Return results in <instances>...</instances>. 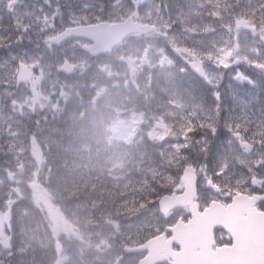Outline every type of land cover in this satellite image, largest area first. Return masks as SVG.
<instances>
[{
    "label": "rangeland",
    "instance_id": "1",
    "mask_svg": "<svg viewBox=\"0 0 264 264\" xmlns=\"http://www.w3.org/2000/svg\"><path fill=\"white\" fill-rule=\"evenodd\" d=\"M118 16L119 21L152 22L158 30L153 27L155 34L143 37L135 34L109 57L98 60L89 59L76 41L58 48L47 43L65 27L113 21ZM0 17L10 20L15 29L8 35L0 23V233L9 227L16 200L37 209L42 204L46 210L39 211L50 225L44 242L52 245L51 264H126L129 258L122 245H136L171 222L172 217L159 215L153 197L161 189L181 190L186 166L197 167L207 196L212 192L206 181L221 188L224 198L212 196L222 203L236 193L264 189V108L258 102L264 101V0H0ZM240 19L254 30L247 33L236 27ZM14 37L26 43L18 40L8 46L5 39ZM172 47L202 56L208 81H217V86L222 82L223 97L229 100L215 102L211 109L209 98L197 95L181 76L184 85L179 86L178 97L174 89L180 83L175 84V76L183 74L177 67L180 63L169 54ZM65 61L72 66L68 75L59 73ZM19 64L23 71L18 75ZM85 93L90 102L81 98ZM80 99L85 103L80 104ZM72 101L80 113L67 119L86 124V135L99 142L97 135L106 137L107 151L99 155L96 146L82 150L83 144L68 143L69 152H77L96 168L98 181L84 178L74 168L62 175L60 185L51 186L39 180L42 171L30 160L28 144L32 137L47 144L41 126L63 127L62 117ZM97 112L104 125L94 118ZM199 113L206 114L205 122H199L202 128L195 131ZM91 121L94 129L107 127L108 134L105 129L93 131L87 124ZM245 135L258 144L259 151L245 145ZM137 139L146 141V149L153 146V158L149 154L148 162L130 174L125 163L128 151L114 146ZM45 148L50 149L48 144ZM143 177L151 186L157 181L160 185V180L163 185L148 191L137 208L138 204L126 203L132 186L120 185ZM61 190L78 193L77 198H68L73 205L63 198L61 203L55 201ZM81 195L109 199L102 220L83 222L88 213ZM112 201L114 213L109 207ZM20 219L24 231L25 219ZM2 243L7 245L4 237Z\"/></svg>",
    "mask_w": 264,
    "mask_h": 264
},
{
    "label": "water",
    "instance_id": "2",
    "mask_svg": "<svg viewBox=\"0 0 264 264\" xmlns=\"http://www.w3.org/2000/svg\"><path fill=\"white\" fill-rule=\"evenodd\" d=\"M243 26L246 30H250V28L243 23ZM150 29L147 27H142L136 24H132L131 22L126 21L124 24L119 25H110V24H99L93 27L86 28H73L66 29L63 34L55 39H52L51 42L55 45L60 44L65 41L70 36L77 37H85L88 40L94 42V46L83 48L86 52H88L91 56L96 55L100 52L110 51L112 46L118 43L124 36L129 34L130 32H139L145 34ZM65 67H68V64H65ZM67 71V69H65ZM32 156L38 160V150L32 145ZM184 175L187 188L190 191L192 188V183H194V177L192 175L191 170ZM183 199L178 198H163L160 203V208L163 212H166L170 209L176 208L178 206H183L185 203H182ZM258 222H264V220ZM213 224L208 223H190L188 226H176L172 229V237L167 241V246L162 247L161 243H163V238H160L155 241H151L146 245V249L149 251V255L143 261V264H154L162 261L164 257L163 250H166L168 253L167 257H171L174 260L173 264H239L238 261L229 263L223 261L219 254L215 257L209 256L206 254L191 255L194 253L197 248H204L205 250H209L210 246L213 244L212 241V227L216 226L217 222L212 221ZM234 223L241 224L240 222L235 221ZM192 224V225H191ZM264 224L261 225V227ZM176 242L177 245L181 247V252L178 254L171 253V244ZM203 244H207L208 246H203ZM163 250H162V249Z\"/></svg>",
    "mask_w": 264,
    "mask_h": 264
},
{
    "label": "trees",
    "instance_id": "3",
    "mask_svg": "<svg viewBox=\"0 0 264 264\" xmlns=\"http://www.w3.org/2000/svg\"><path fill=\"white\" fill-rule=\"evenodd\" d=\"M63 139L65 140V143H63L61 140H59L58 142L61 143L59 144L60 145H64V144H67V137L64 136ZM61 152V151H60ZM57 158H55L57 160V165L56 167L53 169L54 173L56 174H59V173H66L67 170L69 169V159L67 157V153H64V152H61V153H58L57 155ZM63 175V174H62ZM24 218V217H23ZM25 219V223H24V228L25 230H27V228L29 229L30 232L33 231V225L34 223L36 222L33 217L30 215H28ZM14 260V259H13ZM12 262H15V261H12ZM11 262V263H12ZM2 263V262H0ZM14 264V263H12Z\"/></svg>",
    "mask_w": 264,
    "mask_h": 264
},
{
    "label": "flooded vegetation",
    "instance_id": "4",
    "mask_svg": "<svg viewBox=\"0 0 264 264\" xmlns=\"http://www.w3.org/2000/svg\"><path fill=\"white\" fill-rule=\"evenodd\" d=\"M259 191L263 193V192H264V189H260ZM258 207H259V209H262V207H264V203L261 204V205H259ZM218 243H219L220 245H222V244H224V243L226 244L227 241H226V239H225L224 241H221V240H220V241H218Z\"/></svg>",
    "mask_w": 264,
    "mask_h": 264
}]
</instances>
